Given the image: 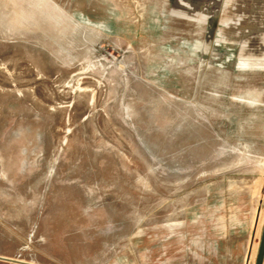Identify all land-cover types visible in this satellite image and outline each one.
<instances>
[{
	"label": "rangeland",
	"instance_id": "obj_1",
	"mask_svg": "<svg viewBox=\"0 0 264 264\" xmlns=\"http://www.w3.org/2000/svg\"><path fill=\"white\" fill-rule=\"evenodd\" d=\"M263 231L264 0H0V264H256Z\"/></svg>",
	"mask_w": 264,
	"mask_h": 264
},
{
	"label": "water",
	"instance_id": "obj_2",
	"mask_svg": "<svg viewBox=\"0 0 264 264\" xmlns=\"http://www.w3.org/2000/svg\"><path fill=\"white\" fill-rule=\"evenodd\" d=\"M263 256H264V231H263V236H262L256 264H262Z\"/></svg>",
	"mask_w": 264,
	"mask_h": 264
}]
</instances>
